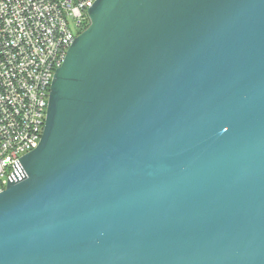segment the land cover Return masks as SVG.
Returning a JSON list of instances; mask_svg holds the SVG:
<instances>
[{
  "label": "water",
  "instance_id": "water-1",
  "mask_svg": "<svg viewBox=\"0 0 264 264\" xmlns=\"http://www.w3.org/2000/svg\"><path fill=\"white\" fill-rule=\"evenodd\" d=\"M0 264H264V0H95Z\"/></svg>",
  "mask_w": 264,
  "mask_h": 264
},
{
  "label": "built area",
  "instance_id": "built-area-1",
  "mask_svg": "<svg viewBox=\"0 0 264 264\" xmlns=\"http://www.w3.org/2000/svg\"><path fill=\"white\" fill-rule=\"evenodd\" d=\"M95 0H0V191L35 148L51 85Z\"/></svg>",
  "mask_w": 264,
  "mask_h": 264
},
{
  "label": "rangeland",
  "instance_id": "rangeland-1",
  "mask_svg": "<svg viewBox=\"0 0 264 264\" xmlns=\"http://www.w3.org/2000/svg\"><path fill=\"white\" fill-rule=\"evenodd\" d=\"M1 185V184H0Z\"/></svg>",
  "mask_w": 264,
  "mask_h": 264
}]
</instances>
